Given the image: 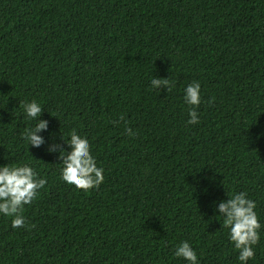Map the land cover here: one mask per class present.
I'll use <instances>...</instances> for the list:
<instances>
[{
  "label": "trees",
  "instance_id": "1",
  "mask_svg": "<svg viewBox=\"0 0 264 264\" xmlns=\"http://www.w3.org/2000/svg\"><path fill=\"white\" fill-rule=\"evenodd\" d=\"M72 130L104 169L87 191L60 178ZM25 163L47 184L24 227L0 215V264H188L185 241L240 264L219 204L245 192L264 225V0H0V165Z\"/></svg>",
  "mask_w": 264,
  "mask_h": 264
},
{
  "label": "clouds",
  "instance_id": "2",
  "mask_svg": "<svg viewBox=\"0 0 264 264\" xmlns=\"http://www.w3.org/2000/svg\"><path fill=\"white\" fill-rule=\"evenodd\" d=\"M152 85L168 84L167 80L152 79ZM183 100L189 107L187 123L197 124V108L202 102L201 85L193 82L184 90ZM27 118L35 119L42 112V106L36 100L21 105ZM47 128V121H40L34 129L25 133V141L33 147H40L44 140L36 133ZM129 135H134L126 129ZM67 143L71 152H61L62 168L60 178L76 189L89 190L103 183L104 169L98 167L91 153L90 143L86 137L78 135L75 130L69 133ZM47 184V179L38 176L34 168L25 163L20 165H0V215L13 217L12 227L25 226V217L21 214L25 205H30L39 195V189ZM229 195V194H228ZM229 199L219 204V212L225 214L223 226L229 229L228 238L239 251L237 257L240 264H248L255 257V246L260 239V229L264 227L259 221L256 201L248 198L247 193L239 192L229 195ZM175 257L183 258L188 264H200L195 249L187 242H182L174 252Z\"/></svg>",
  "mask_w": 264,
  "mask_h": 264
}]
</instances>
